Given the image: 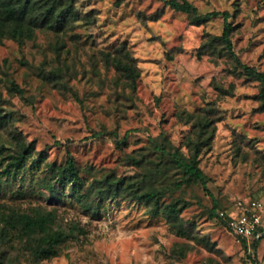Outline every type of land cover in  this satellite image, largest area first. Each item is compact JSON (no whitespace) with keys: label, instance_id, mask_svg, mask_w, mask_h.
I'll use <instances>...</instances> for the list:
<instances>
[{"label":"rangeland","instance_id":"1","mask_svg":"<svg viewBox=\"0 0 264 264\" xmlns=\"http://www.w3.org/2000/svg\"><path fill=\"white\" fill-rule=\"evenodd\" d=\"M188 1L200 12L229 11L234 51L264 71V0ZM76 5L89 20L56 35L37 29L23 44L0 41V108L9 115L0 143L17 132L34 143L33 157L40 150L47 155L38 166L28 158L14 175L1 176L0 205L54 206L60 222L75 221L86 231L37 263L19 250L17 264H264V236L254 250L249 240L244 246L208 215L213 198L226 208L240 198L264 201L259 83L225 56L197 54L206 35L221 33L222 16L193 24L165 0H79ZM121 45L139 69L134 89L116 80L114 67L102 59V52ZM12 82L22 95L6 88ZM207 102L219 110L214 137L199 157L210 194L199 184L173 192L188 203L181 216L194 223L192 237L176 233L143 201L109 199L93 213L68 189L62 200H53L37 183L46 161L62 164L68 157L85 181L110 172L137 177L142 169L123 163V155L143 152L149 137L159 133L184 150L189 126L177 112ZM112 130L119 137L130 130L122 149Z\"/></svg>","mask_w":264,"mask_h":264},{"label":"trees","instance_id":"2","mask_svg":"<svg viewBox=\"0 0 264 264\" xmlns=\"http://www.w3.org/2000/svg\"><path fill=\"white\" fill-rule=\"evenodd\" d=\"M79 0H0V41L10 38L23 44L33 40L36 30L51 31L55 35L69 29L75 22L89 20V13H81L77 8ZM120 0H117L119 3ZM170 8L184 12L190 22L201 24L213 17L222 16L223 28L220 34H208L201 43L198 55L202 52L220 54L239 67L244 75L259 83L257 98L259 108L264 110V71L247 64L234 51L231 39L232 24L229 11L212 10L200 12L188 0H165ZM102 59L107 66L112 65L116 72L115 79L127 87H135L139 69L129 51L121 45L113 52H102ZM20 95L23 89L15 82L6 87ZM180 122L189 126L182 141L185 147L171 142L163 133L149 137L148 147L143 152L126 153L122 157L125 164L141 168L137 177L116 175L114 172L92 175L86 181L80 176L79 169L72 157L62 164L45 162L44 174L37 177L38 185L46 190L48 199L62 200L64 189H68L73 199L85 210L97 212L103 202L109 199H136L146 203L155 214H162L169 227L181 236L192 237L194 223L181 216L187 201L173 196L176 190L192 184H199L209 193L208 176L199 166V157L210 146L214 137L215 124L219 120V110L210 102L192 111L181 109L177 112ZM7 113L0 108V129L8 127ZM130 130L119 137L116 130L111 133L118 148H123ZM110 133V131L108 132ZM99 133H95L97 136ZM59 142H57L58 144ZM34 143L26 142L17 132L11 138L0 143V178L2 175H14L28 158L36 165L42 164L47 155L40 150L33 157ZM169 200H166V198ZM226 207H219L213 198L208 210L210 218H215L227 229ZM56 207L50 209L41 206L23 210L13 205H0V264H17L18 252L27 254L31 261L37 263L43 259L56 256L68 242L74 241L85 229L77 222L62 223L56 213ZM223 212V214H221ZM264 236V235H263ZM246 246V238L239 236ZM257 238H250L251 248L255 250ZM17 246L22 249H16ZM177 252H182V248Z\"/></svg>","mask_w":264,"mask_h":264},{"label":"built area","instance_id":"3","mask_svg":"<svg viewBox=\"0 0 264 264\" xmlns=\"http://www.w3.org/2000/svg\"><path fill=\"white\" fill-rule=\"evenodd\" d=\"M225 213L228 229L238 236L249 240L264 235V201L252 197L240 198L227 207Z\"/></svg>","mask_w":264,"mask_h":264}]
</instances>
